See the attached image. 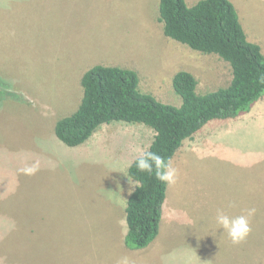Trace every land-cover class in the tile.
I'll list each match as a JSON object with an SVG mask.
<instances>
[{"label": "rangeland", "instance_id": "374dc122", "mask_svg": "<svg viewBox=\"0 0 264 264\" xmlns=\"http://www.w3.org/2000/svg\"><path fill=\"white\" fill-rule=\"evenodd\" d=\"M158 5L0 0V264H116L121 256L133 264H264V144L256 135L234 133L217 146L226 124L213 122L183 142L151 259L130 252L123 238L126 202L137 186L128 168L153 131L102 125L76 148L54 135L57 120L78 108L81 77L94 65L135 71L140 92L171 106L181 104L171 83L179 71L194 76L200 95L229 85L228 63L164 36ZM249 7L259 29L263 3L250 0L241 14L248 17ZM241 142L256 152L234 149ZM249 208L256 209L251 232L233 244L216 212L238 216Z\"/></svg>", "mask_w": 264, "mask_h": 264}, {"label": "trees", "instance_id": "16d2710c", "mask_svg": "<svg viewBox=\"0 0 264 264\" xmlns=\"http://www.w3.org/2000/svg\"><path fill=\"white\" fill-rule=\"evenodd\" d=\"M158 14L165 37L228 63L229 85L200 95L194 76L179 71L171 83L181 104L171 106L140 92L135 71L94 65L81 77L83 95L78 108L54 125V135L63 145H83L102 125L140 124L154 133L148 150L172 159L183 142L206 125L244 115L264 97V55L259 45L247 40L229 0H199L191 7L185 0H159ZM135 159L127 173L137 186L125 208L124 245L130 250L144 249L157 237L167 188L154 173L140 172Z\"/></svg>", "mask_w": 264, "mask_h": 264}, {"label": "crops", "instance_id": "0c3cea01", "mask_svg": "<svg viewBox=\"0 0 264 264\" xmlns=\"http://www.w3.org/2000/svg\"><path fill=\"white\" fill-rule=\"evenodd\" d=\"M259 1L263 3V7H264V0H259ZM231 2L237 11L239 21L241 23V26L243 28V31L246 35L247 40L251 43H255L259 45L261 52L264 55V32H263L264 19L259 20L260 21L259 29L254 28L251 22V21H254V18H252L249 14L250 7L248 9V17H246L245 14H241V12L244 11L246 7L249 5L250 0H248L247 4L245 1L243 2V0L242 2H239V3H237L235 0H231ZM240 4H242V6H239ZM260 17H264V8H263V11ZM213 122H222V123L225 122L226 124L225 127L220 128L221 134L219 135V138L217 140V146L222 141H226L228 138H230V136L233 135L234 133H239L243 135H254V136L256 135L257 137L260 138V140L264 144V97L258 102H256L251 108V110L244 115H241L231 120L213 121ZM252 124H254V129L251 128ZM227 146L230 147V144L228 142H227ZM234 149H238L242 152H256L254 150V147L249 146L248 144H246V142H241L235 145ZM161 231L162 229L160 227L159 234ZM159 234L156 237V239L151 244H149L146 248L140 249V250H130L129 249L130 252L142 253L146 259H151L150 258L151 252L157 248V245L159 243ZM125 235L126 233H124V237ZM123 241H124V238H123Z\"/></svg>", "mask_w": 264, "mask_h": 264}, {"label": "clouds", "instance_id": "9594fccd", "mask_svg": "<svg viewBox=\"0 0 264 264\" xmlns=\"http://www.w3.org/2000/svg\"><path fill=\"white\" fill-rule=\"evenodd\" d=\"M138 153L134 163L140 172L150 175L154 173L156 180L169 187L174 186L178 182L179 170L174 166L171 158L165 159L147 148L138 149ZM36 170L35 167H32L24 171L26 174H34ZM255 212V208H249L241 215L230 216L224 210L218 209L215 215V223L222 230V235L226 234L233 244H239L250 234V218L255 215ZM116 264H133V262L129 257L121 256L116 261Z\"/></svg>", "mask_w": 264, "mask_h": 264}]
</instances>
